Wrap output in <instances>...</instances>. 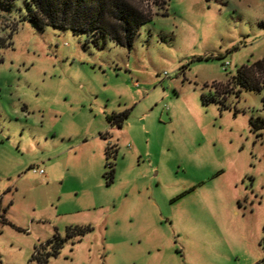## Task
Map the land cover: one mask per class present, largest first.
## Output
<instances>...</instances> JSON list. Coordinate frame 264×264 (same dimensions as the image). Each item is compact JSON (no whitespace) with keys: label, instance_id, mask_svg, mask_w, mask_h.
<instances>
[{"label":"rangeland","instance_id":"1","mask_svg":"<svg viewBox=\"0 0 264 264\" xmlns=\"http://www.w3.org/2000/svg\"><path fill=\"white\" fill-rule=\"evenodd\" d=\"M165 1L132 50L0 4V264H34L70 226L92 231L49 264L264 258V91L203 100L264 58V0Z\"/></svg>","mask_w":264,"mask_h":264},{"label":"trees","instance_id":"2","mask_svg":"<svg viewBox=\"0 0 264 264\" xmlns=\"http://www.w3.org/2000/svg\"><path fill=\"white\" fill-rule=\"evenodd\" d=\"M17 0H0L5 7H13ZM169 1V0H168ZM167 1V4H168ZM159 2V1H157ZM164 2H166L164 0ZM226 5L225 0H216ZM26 15L22 20H28L35 28L45 30L48 27L71 30L76 34H85L88 43L105 47L108 40L129 50L141 34L142 28L154 20L151 11L144 9L141 0H24ZM165 13L164 16H167ZM264 28V23H261ZM210 57H199L198 60H210ZM2 60L0 59V63ZM208 88V85H207ZM243 91H264V58L241 66L230 78L228 85H221L207 95L203 94L205 103L217 102L226 105L230 96L240 97ZM129 111L108 115L107 120L112 126L123 128ZM252 132L258 137L264 131V119L257 117L251 121ZM106 138V135H103ZM115 151L116 146H107V159ZM110 176L114 177L115 170L111 163ZM92 231L90 226H70L66 236L57 235L38 250L33 257L34 264H49L52 257L60 254L64 244L74 238H80ZM256 264H264V258Z\"/></svg>","mask_w":264,"mask_h":264},{"label":"built area","instance_id":"3","mask_svg":"<svg viewBox=\"0 0 264 264\" xmlns=\"http://www.w3.org/2000/svg\"><path fill=\"white\" fill-rule=\"evenodd\" d=\"M142 1H143V6H144V9L146 10V12L149 11L150 9H149V6L147 5V3L149 4V2H147V0H142ZM229 66H230V64L228 62L224 63V65H223L224 70H227V68ZM34 171H35V173L45 175V171L43 169H40V170L34 169Z\"/></svg>","mask_w":264,"mask_h":264},{"label":"crops","instance_id":"4","mask_svg":"<svg viewBox=\"0 0 264 264\" xmlns=\"http://www.w3.org/2000/svg\"><path fill=\"white\" fill-rule=\"evenodd\" d=\"M225 1H227V4L226 5H224V4H221V3H219V2H216V3H218V4H221V5H223V6H228V5H230V0H225ZM261 23H264V21H261L260 22V27H261ZM262 29H264L263 27H261ZM214 82H224V81H214ZM213 83V82H212ZM46 174V173H45Z\"/></svg>","mask_w":264,"mask_h":264}]
</instances>
